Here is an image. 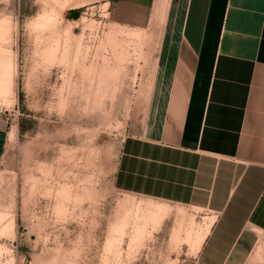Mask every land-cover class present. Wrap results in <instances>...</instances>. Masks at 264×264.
<instances>
[{
    "label": "rangeland",
    "instance_id": "rangeland-1",
    "mask_svg": "<svg viewBox=\"0 0 264 264\" xmlns=\"http://www.w3.org/2000/svg\"><path fill=\"white\" fill-rule=\"evenodd\" d=\"M111 8L109 0H0V118L10 125L0 264L192 262L209 222L203 211L114 183L126 124L146 100V44L165 35L162 13L119 20ZM262 240L252 233L228 264H248Z\"/></svg>",
    "mask_w": 264,
    "mask_h": 264
},
{
    "label": "crops",
    "instance_id": "crops-1",
    "mask_svg": "<svg viewBox=\"0 0 264 264\" xmlns=\"http://www.w3.org/2000/svg\"><path fill=\"white\" fill-rule=\"evenodd\" d=\"M109 1L119 20L162 13L165 35L146 44L115 186L202 210L214 220L190 264H228L264 233V0ZM9 134L0 118V166Z\"/></svg>",
    "mask_w": 264,
    "mask_h": 264
},
{
    "label": "bare ground",
    "instance_id": "bare-ground-1",
    "mask_svg": "<svg viewBox=\"0 0 264 264\" xmlns=\"http://www.w3.org/2000/svg\"><path fill=\"white\" fill-rule=\"evenodd\" d=\"M163 207L159 205V209H162ZM213 218L209 219V222L207 223L204 231L198 236L197 242L192 243V249L193 251L199 250L200 246L202 245L203 240L207 236L208 232L210 231L211 225L213 223ZM181 230V226H180ZM179 229L175 231V234H177ZM195 241V240H194ZM263 250H264V240H262V243L259 244L257 250L255 253L250 254L249 259H248V264H256L259 262L263 256Z\"/></svg>",
    "mask_w": 264,
    "mask_h": 264
},
{
    "label": "trees",
    "instance_id": "trees-1",
    "mask_svg": "<svg viewBox=\"0 0 264 264\" xmlns=\"http://www.w3.org/2000/svg\"><path fill=\"white\" fill-rule=\"evenodd\" d=\"M71 16L78 17V9H72L71 10Z\"/></svg>",
    "mask_w": 264,
    "mask_h": 264
}]
</instances>
